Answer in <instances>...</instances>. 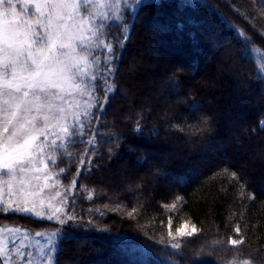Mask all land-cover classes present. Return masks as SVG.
Masks as SVG:
<instances>
[{
  "label": "snow or ice",
  "instance_id": "1",
  "mask_svg": "<svg viewBox=\"0 0 264 264\" xmlns=\"http://www.w3.org/2000/svg\"><path fill=\"white\" fill-rule=\"evenodd\" d=\"M186 6L189 5L183 2L177 5L179 9ZM160 7L163 5L158 0H0V210L30 213L61 226L50 233H36L47 235L46 245L38 241L31 245L27 229H0L3 264H60L56 258L58 239L98 227L93 219L85 220L83 215L69 210L68 192L76 188L80 169L90 175L112 173L113 164L125 153L134 155L146 169L144 175L124 167L116 173L136 191L143 192L147 185L163 180L176 182L178 166L183 171L179 182L186 184L195 176L193 168L185 163L189 149L200 144L197 155L237 154L234 163L229 161L230 167L237 171L223 169V172L239 185L242 201L264 196V192L245 191L249 187L248 164L257 159L264 163V144L246 146L244 140L251 139L245 135L246 129L236 122H225L221 110L210 107L212 99L201 98V94L214 95L226 81L232 82L234 95L247 88L246 77L233 66L235 56L230 45L217 42L214 45L217 51L203 71L197 65L191 66V76L200 75L199 80L185 78V66L172 65L161 73L154 60L143 56L129 58L133 37L141 26L166 30L153 16ZM177 27L183 29L184 25L180 23ZM193 47L199 50V41L193 39ZM121 97L140 119L105 136L99 131L107 127L101 117ZM137 101L147 109L137 107ZM154 108H163L164 116L168 117L160 126L146 123ZM179 110L197 114L200 125L195 141L187 138L184 146L171 138L174 133L169 130L174 126L170 114ZM259 125L264 131V120ZM133 137L143 139L137 142ZM76 143L90 147L75 156L78 170L65 186L59 177L67 167H60L59 163L62 156L73 159L69 148ZM98 145L104 150H97ZM145 148L151 150L146 152ZM104 207L109 212L121 210L119 202L113 208ZM135 212L136 208H132L127 216L134 218ZM105 214L100 212L101 217ZM4 232L10 234L8 241ZM178 232L183 239L196 233L197 228ZM236 232H240L239 226ZM168 237V241L162 238L160 243L181 249L180 240L173 237L171 230ZM14 240H19V244L10 247ZM242 242L229 241L232 245ZM29 246L40 248L39 260L32 257L27 250ZM242 264L252 261L245 260Z\"/></svg>",
  "mask_w": 264,
  "mask_h": 264
},
{
  "label": "trees",
  "instance_id": "2",
  "mask_svg": "<svg viewBox=\"0 0 264 264\" xmlns=\"http://www.w3.org/2000/svg\"><path fill=\"white\" fill-rule=\"evenodd\" d=\"M158 2L163 7L156 9L153 16L166 30L141 26L133 37L129 58L143 56L154 60L157 71L161 73L172 65L185 66L186 69L197 65L203 71L209 58L217 51L214 43L227 42L235 56L233 66L246 77L247 88L234 95L232 82L226 81L228 87L215 91L219 99L213 108L221 110L222 119L236 122L246 129L245 135L251 136L250 140H244L246 146L264 144V131L259 125L264 120V0ZM182 2L189 6L179 9L177 5ZM196 4L202 6H194ZM128 11L130 14L131 10ZM180 23L184 25L183 29L177 27ZM193 39L199 41V50L193 47ZM147 50L162 52L163 55L157 59ZM185 78L189 79V76L185 75ZM99 83L102 85V82ZM207 96L201 94L202 99ZM113 103L115 106L107 109V115L101 117L107 127H101L99 131L105 136L110 132H120L125 125L140 119L123 97ZM137 107L147 109L139 101ZM170 117L174 125L169 128L174 133L173 140L181 146L187 138L195 141L200 126L197 114L179 110ZM164 119H168L164 116V109L154 108L146 123L160 126ZM133 139L140 142L143 138ZM100 143L104 144V140L101 139ZM89 147L86 143H76L69 148L72 160L62 156L59 166L67 167V171L59 177L63 185L67 186L78 170L75 156ZM201 147L197 144L195 149H189L190 155L185 163L193 168L195 176L186 184L179 182L183 171L182 166H178L176 182L163 180L147 185L143 192L136 191L130 182L121 180L116 174L119 168L124 167L137 175H144L146 169L137 163L134 155L125 153L121 160L113 164L112 173L90 175L80 169L76 188L68 192L69 210L83 215L85 220L93 219L98 227L79 230L69 238L59 239L56 258L60 264H76L77 261L79 264H194L195 261L200 264H242L245 260L252 261V264H264V196L255 201H242L239 185L223 172V169L237 171V168L223 162L206 164L210 156L196 154ZM97 150L104 149L98 145ZM150 150L145 148L146 152ZM249 168L250 171H246L249 187L245 191L255 194L264 192V163L258 160ZM126 186L128 190H125ZM117 202L121 204L119 213L109 212L104 207L113 208ZM132 208H136V212L134 218H129L127 213ZM100 212L106 214L101 217ZM0 220L30 231L61 227L29 214L10 213ZM184 224L195 226L197 232L183 239L173 236L180 240L181 249L171 248L170 243H160L162 238L165 241L170 239L169 230L176 232ZM237 226L239 233L236 232ZM68 231L71 232V229ZM231 239L243 242L232 245L229 243ZM60 248L63 252L59 251Z\"/></svg>",
  "mask_w": 264,
  "mask_h": 264
},
{
  "label": "rangeland",
  "instance_id": "3",
  "mask_svg": "<svg viewBox=\"0 0 264 264\" xmlns=\"http://www.w3.org/2000/svg\"><path fill=\"white\" fill-rule=\"evenodd\" d=\"M220 43V42H219ZM216 44V42L214 43V45ZM147 52L149 53V54H151V53H153V51H150V50H147ZM156 55L154 56L155 58H157V59H161V55H163L162 54V52H157V53H155ZM209 63V62H208ZM235 63L233 62V65H234ZM263 64H264V62H263ZM235 67V66H234ZM188 71V72H187ZM187 71L185 72V74H184V76L185 75H188L189 76V79H194V80H199V79H201V76L199 75V76H196V77H192V76H190L191 75V69L190 68H187ZM189 73V74H188ZM231 84V83H230ZM229 86V84H224V86L223 87H221V88H224L225 89V87H228ZM217 90V89H216ZM215 90V91H216ZM209 96V97H208ZM207 96V98L206 99H212V101H213V103L210 105L211 107H213L214 106V104H216V102H217V100L219 99V94L218 93H215L214 95H212V94H209ZM223 97H224V95H223ZM230 104V103H229ZM226 108V107H225ZM225 122H227V120H225V118L223 119ZM244 127H246V126H244ZM234 154H236V153H234ZM207 155H209L210 156V158L207 160V162H206V164H213V163H218V162H223V163H229V161H232L233 163L235 162V160L236 159H233V157L234 158H238V156H237V154L236 155H233V153H229V155L227 156V157H220V156H216V157H214L211 153H208V154H205L204 156L205 157H207ZM217 160H219V161H217ZM257 162H258V159L254 162V163H249V165H248V167H247V169H246V171L248 170V171H250V168H249V166H252V164H257ZM250 180V179H249ZM251 181V180H250ZM263 188H264V183H263ZM60 191H63V188H61L60 189ZM50 195H54V193H49ZM10 213H14V214H24V213H16V212H8V213H4L2 210H0V218L1 219H3V217H5L6 215H9ZM28 215V214H27ZM29 215H32V214H30L29 213ZM34 216V215H33ZM35 218H41V219H46V218H44V217H36V216H34ZM51 222H54V223H56L55 221H51ZM57 224V223H56ZM57 225H59V224H57ZM60 226V225H59ZM185 226H187L186 228H185ZM193 226H191L190 224H184V225H182L181 226V228L180 229H185V231H190L191 230V228H192ZM7 228H20V229H25V228H23V227H21V226H19V225H16V224H12V223H7L6 221H3V220H0V229H7ZM57 229V228H56ZM56 229H49V230H40V231H30V230H28V234H29V240L31 241V245H35L36 244V242L38 241L39 242V244L40 245H46L47 244V235H43V236H37L36 235V233L37 232H43V233H50V232H52V231H55ZM172 234H173V236H180V234H179V232H178V230L176 231V232H172ZM9 236H10V234L9 233H7V232H4V239L6 240V241H8L9 240ZM59 240V239H58ZM29 241H25V243H28ZM15 244H19V240H14L12 243H10L9 244V246L10 247H14V245ZM28 251H30L31 253H32V257L34 258V259H37V260H39V257H40V248L39 247H33V246H29V248L27 249ZM14 259H15V257H13ZM0 264H3V259L2 258H0Z\"/></svg>",
  "mask_w": 264,
  "mask_h": 264
}]
</instances>
